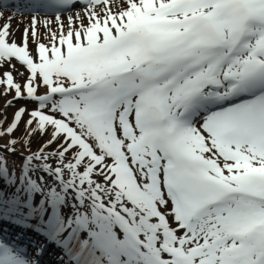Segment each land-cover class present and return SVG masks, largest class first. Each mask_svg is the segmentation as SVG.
Segmentation results:
<instances>
[{"label": "snow or ice", "instance_id": "snow-or-ice-1", "mask_svg": "<svg viewBox=\"0 0 264 264\" xmlns=\"http://www.w3.org/2000/svg\"><path fill=\"white\" fill-rule=\"evenodd\" d=\"M0 264H264V0H0Z\"/></svg>", "mask_w": 264, "mask_h": 264}, {"label": "rangeland", "instance_id": "rangeland-1", "mask_svg": "<svg viewBox=\"0 0 264 264\" xmlns=\"http://www.w3.org/2000/svg\"><path fill=\"white\" fill-rule=\"evenodd\" d=\"M11 111H12V110H11V109H9V117L11 116Z\"/></svg>", "mask_w": 264, "mask_h": 264}]
</instances>
